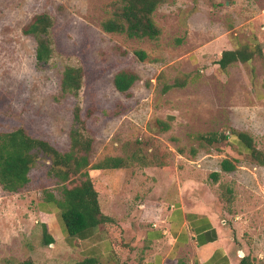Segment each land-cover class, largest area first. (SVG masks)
<instances>
[{"label": "rangeland", "instance_id": "obj_1", "mask_svg": "<svg viewBox=\"0 0 264 264\" xmlns=\"http://www.w3.org/2000/svg\"><path fill=\"white\" fill-rule=\"evenodd\" d=\"M114 1L0 0V132L22 125L67 152L73 107L79 104L83 115L93 108L87 119L94 134L90 166L134 152L166 164L143 167L137 156L128 174L119 172L115 186L132 207L154 200L200 204L225 224L228 239L242 250L239 256L248 253L249 260L254 255L264 264V166L228 142L190 155L198 147L192 135L221 129L251 135L264 151V51L252 71L240 63L221 71L216 64L223 51L252 40L264 47V0H166L154 13L161 29L157 41L104 32L100 23ZM41 13L54 19V52L45 70L36 66L35 41L21 33ZM137 51L147 58L139 60ZM66 66L85 71L78 97L60 89ZM121 70L138 76L128 96L113 85ZM177 77L187 85L163 92ZM161 121L168 131L158 130ZM224 159L235 164L233 172H221ZM47 172L41 161L17 193L0 187V264H74V249L64 240L42 244L35 213L45 192L57 195ZM215 172L217 182L210 178ZM108 183L99 182L97 189L103 206L116 216L121 213L110 204L114 188Z\"/></svg>", "mask_w": 264, "mask_h": 264}, {"label": "trees", "instance_id": "obj_2", "mask_svg": "<svg viewBox=\"0 0 264 264\" xmlns=\"http://www.w3.org/2000/svg\"><path fill=\"white\" fill-rule=\"evenodd\" d=\"M166 0H117L107 7L108 17L101 21L102 30L110 34L124 35L128 39L157 41L161 29L154 20V13ZM230 3V0H225ZM54 19L45 14H36L25 24L21 33L35 41L36 66L45 70L53 57L52 29ZM264 47L256 40L248 45L225 50L221 53L217 65L221 71L229 66L240 63L253 70V61L256 57H263ZM135 55L143 61L146 53L137 51ZM85 71L82 67L66 66L62 72L60 89L63 93L78 97L82 89ZM138 80L136 73L130 70H121L114 75L115 89L126 96ZM187 79H174L173 83L166 86L163 92L173 88H183ZM94 113L89 108L82 114V107L76 104L72 110V124L69 130L70 147L67 152H61L51 143L42 138L34 137L22 125L13 127L8 131L0 132V187L7 193H17L30 183L29 173L39 162L43 161L48 166V176L55 181L57 195L53 192L44 193V204L51 206L56 214L61 230L67 238H78L85 231L102 228L110 241L113 252L119 250L130 251V246L125 243L121 232L123 230L117 221L104 214L99 206L98 191L95 180L91 176L103 175L109 177V182L114 174L121 172L128 174L130 163L141 159L143 167L166 168L160 157L132 153L129 157H106L102 161L90 166V156L93 151L94 134L87 127V119ZM169 120H173L169 117ZM158 130L166 132L169 125L158 122ZM198 144L197 148L190 149V155L196 156L201 149H210L215 145L228 142L239 153L247 156L253 163L264 166V151L259 149L253 137L245 132L234 129H221L219 131L198 133L192 135ZM184 154V149H179ZM236 169L235 164L224 159L220 163L221 172L231 173ZM125 173V174H124ZM220 173H211L210 178L217 182ZM226 192L231 194L229 189ZM40 208V207H39ZM42 228V244L45 247L54 243L46 224ZM119 235V236H116ZM247 258L243 257L240 264H245ZM17 264H33L32 261L18 262ZM74 264H103L94 257L77 260ZM121 264H127V261ZM178 264H186L178 261Z\"/></svg>", "mask_w": 264, "mask_h": 264}, {"label": "crops", "instance_id": "obj_3", "mask_svg": "<svg viewBox=\"0 0 264 264\" xmlns=\"http://www.w3.org/2000/svg\"><path fill=\"white\" fill-rule=\"evenodd\" d=\"M91 176L98 183L109 182V177L103 175ZM119 174L111 177L114 189L110 188V204L113 214L101 202L98 191V201L101 211L114 218L123 232L121 235L130 246L113 252L110 241L102 228L85 231L78 238H67L63 234L53 208L40 201L39 210L35 213L37 223L46 224L53 240L62 239L74 249L75 261L86 257H94L103 264H240L242 250L236 246L232 238L228 239L224 223H219L213 212L200 204L189 205L174 200H154L152 203L142 202L131 206L128 197L120 195L119 185L115 186ZM117 187V188H116ZM124 213V215H122ZM119 236V235H116ZM53 246V244H51ZM246 253L245 264H258L254 255Z\"/></svg>", "mask_w": 264, "mask_h": 264}]
</instances>
